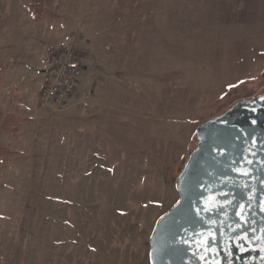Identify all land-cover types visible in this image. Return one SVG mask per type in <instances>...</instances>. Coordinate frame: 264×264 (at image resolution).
Returning <instances> with one entry per match:
<instances>
[{"label":"rangeland","instance_id":"1","mask_svg":"<svg viewBox=\"0 0 264 264\" xmlns=\"http://www.w3.org/2000/svg\"><path fill=\"white\" fill-rule=\"evenodd\" d=\"M0 69V264H151L196 128L264 92V0H0Z\"/></svg>","mask_w":264,"mask_h":264},{"label":"water","instance_id":"2","mask_svg":"<svg viewBox=\"0 0 264 264\" xmlns=\"http://www.w3.org/2000/svg\"><path fill=\"white\" fill-rule=\"evenodd\" d=\"M178 200L150 236L151 264H264V92L196 128Z\"/></svg>","mask_w":264,"mask_h":264},{"label":"built area","instance_id":"3","mask_svg":"<svg viewBox=\"0 0 264 264\" xmlns=\"http://www.w3.org/2000/svg\"><path fill=\"white\" fill-rule=\"evenodd\" d=\"M48 63L47 80L41 96L62 108L71 98L81 76L73 44L69 40L62 41L51 50Z\"/></svg>","mask_w":264,"mask_h":264},{"label":"trees","instance_id":"4","mask_svg":"<svg viewBox=\"0 0 264 264\" xmlns=\"http://www.w3.org/2000/svg\"><path fill=\"white\" fill-rule=\"evenodd\" d=\"M1 72V69H0ZM0 86H1V79H0ZM11 122V124L14 123V118H11L9 116H1L0 115V131H8L9 127L8 123ZM9 154V150L4 145L0 144V158L2 159L3 163H6V156Z\"/></svg>","mask_w":264,"mask_h":264},{"label":"crops","instance_id":"5","mask_svg":"<svg viewBox=\"0 0 264 264\" xmlns=\"http://www.w3.org/2000/svg\"><path fill=\"white\" fill-rule=\"evenodd\" d=\"M0 78H1V76H0ZM2 79V78H1Z\"/></svg>","mask_w":264,"mask_h":264}]
</instances>
